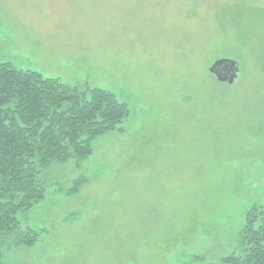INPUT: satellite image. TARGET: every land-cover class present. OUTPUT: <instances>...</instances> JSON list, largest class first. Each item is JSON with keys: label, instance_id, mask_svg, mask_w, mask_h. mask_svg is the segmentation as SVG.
<instances>
[{"label": "rangeland", "instance_id": "rangeland-1", "mask_svg": "<svg viewBox=\"0 0 264 264\" xmlns=\"http://www.w3.org/2000/svg\"><path fill=\"white\" fill-rule=\"evenodd\" d=\"M239 63L231 85L207 68ZM0 61L124 102L120 131L41 171L3 264H222L264 211V0H0ZM83 177L75 194L67 190Z\"/></svg>", "mask_w": 264, "mask_h": 264}, {"label": "trees", "instance_id": "trees-1", "mask_svg": "<svg viewBox=\"0 0 264 264\" xmlns=\"http://www.w3.org/2000/svg\"><path fill=\"white\" fill-rule=\"evenodd\" d=\"M128 116L126 104L110 91L69 86L0 61V264L3 251L31 248L43 234L16 217L44 199L48 185L41 171L53 162L85 159L93 141L119 132ZM72 184L67 195L84 184L83 177ZM244 222L241 254L228 255L222 264H264V211L251 207Z\"/></svg>", "mask_w": 264, "mask_h": 264}, {"label": "water", "instance_id": "water-1", "mask_svg": "<svg viewBox=\"0 0 264 264\" xmlns=\"http://www.w3.org/2000/svg\"><path fill=\"white\" fill-rule=\"evenodd\" d=\"M239 63L233 59L218 58L207 68V73L211 75L217 83L231 85L239 77Z\"/></svg>", "mask_w": 264, "mask_h": 264}]
</instances>
